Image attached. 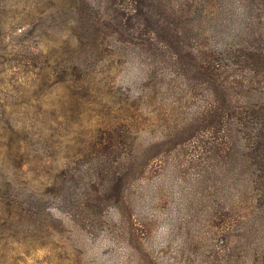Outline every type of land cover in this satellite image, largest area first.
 I'll return each mask as SVG.
<instances>
[{"label": "rangeland", "instance_id": "1", "mask_svg": "<svg viewBox=\"0 0 264 264\" xmlns=\"http://www.w3.org/2000/svg\"><path fill=\"white\" fill-rule=\"evenodd\" d=\"M12 64L0 264H264V173L245 207L235 191L261 104L233 132L212 47L175 6L0 0V78ZM168 87L205 136L193 159L157 154Z\"/></svg>", "mask_w": 264, "mask_h": 264}, {"label": "trees", "instance_id": "2", "mask_svg": "<svg viewBox=\"0 0 264 264\" xmlns=\"http://www.w3.org/2000/svg\"><path fill=\"white\" fill-rule=\"evenodd\" d=\"M158 1L175 6L212 47L233 132L243 133L248 109L261 104L247 129V148L235 189L241 190L237 201L245 207L258 190L264 173V0ZM191 35L188 30V36L183 39L189 41ZM7 69V80L0 78V141L11 138L18 145L19 136L12 116L15 66L12 64ZM167 89L169 113L157 154L175 157L181 154L193 159L205 136L187 116L185 109L189 98L183 92ZM173 93L177 94L176 100ZM11 189L12 212L23 226L26 224L29 228L31 213L25 203L24 191Z\"/></svg>", "mask_w": 264, "mask_h": 264}]
</instances>
